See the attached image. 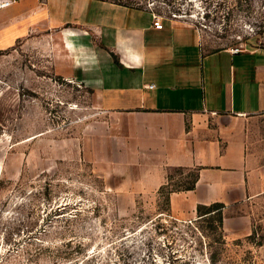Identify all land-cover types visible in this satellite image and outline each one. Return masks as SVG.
<instances>
[{
  "label": "rangeland",
  "instance_id": "rangeland-1",
  "mask_svg": "<svg viewBox=\"0 0 264 264\" xmlns=\"http://www.w3.org/2000/svg\"><path fill=\"white\" fill-rule=\"evenodd\" d=\"M114 1L197 27L207 50L264 46V0ZM74 50L81 36L59 28L0 50V264H264V199L223 208L222 223L184 220L166 197L195 170L136 193L88 159L102 115L93 88L60 71Z\"/></svg>",
  "mask_w": 264,
  "mask_h": 264
},
{
  "label": "crops",
  "instance_id": "crops-1",
  "mask_svg": "<svg viewBox=\"0 0 264 264\" xmlns=\"http://www.w3.org/2000/svg\"><path fill=\"white\" fill-rule=\"evenodd\" d=\"M5 1L0 50L32 30L81 36L60 71L93 88L102 120L88 159L120 176L121 190L157 193L171 171L195 170V187L169 196L184 220L199 206L264 199V49L207 50L197 27L171 18L156 27L151 9L114 0Z\"/></svg>",
  "mask_w": 264,
  "mask_h": 264
},
{
  "label": "trees",
  "instance_id": "trees-1",
  "mask_svg": "<svg viewBox=\"0 0 264 264\" xmlns=\"http://www.w3.org/2000/svg\"><path fill=\"white\" fill-rule=\"evenodd\" d=\"M247 47H248V49L249 48H261V49H264V46H260L258 44L255 45V44H251V43L248 44ZM169 180L170 179H168V182H169ZM196 181H197V174L195 175L193 181L189 184V186L185 187L184 189L185 190L193 189L195 187ZM167 187H168V183L166 185H164L163 187H161L160 193H163V190L165 188H167ZM175 191H177V190H169L168 191V195L166 197V200L168 202V206H169V196H170V194L172 192H175ZM223 208H224V205L223 204H219V203L218 204H213L211 206H199L198 207V215L199 216H203V215H211V214L215 213V214H218L219 220L222 223V219H223V217H222V209Z\"/></svg>",
  "mask_w": 264,
  "mask_h": 264
},
{
  "label": "built area",
  "instance_id": "built-area-1",
  "mask_svg": "<svg viewBox=\"0 0 264 264\" xmlns=\"http://www.w3.org/2000/svg\"><path fill=\"white\" fill-rule=\"evenodd\" d=\"M10 3H11V1H5L4 3L0 4V7L9 5ZM161 25H162V18L154 12V26L161 27ZM241 51L242 50H240V49H232V52H234V53H238ZM151 87H153V85Z\"/></svg>",
  "mask_w": 264,
  "mask_h": 264
}]
</instances>
